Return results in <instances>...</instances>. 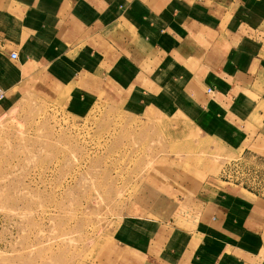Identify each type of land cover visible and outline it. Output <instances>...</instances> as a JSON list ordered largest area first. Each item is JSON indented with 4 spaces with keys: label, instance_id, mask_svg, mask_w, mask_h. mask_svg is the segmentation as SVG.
Returning a JSON list of instances; mask_svg holds the SVG:
<instances>
[{
    "label": "crops",
    "instance_id": "0c3cea01",
    "mask_svg": "<svg viewBox=\"0 0 264 264\" xmlns=\"http://www.w3.org/2000/svg\"><path fill=\"white\" fill-rule=\"evenodd\" d=\"M39 65L189 123L264 177V0H0V118ZM176 176H145L94 264H264V186Z\"/></svg>",
    "mask_w": 264,
    "mask_h": 264
},
{
    "label": "rangeland",
    "instance_id": "374dc122",
    "mask_svg": "<svg viewBox=\"0 0 264 264\" xmlns=\"http://www.w3.org/2000/svg\"><path fill=\"white\" fill-rule=\"evenodd\" d=\"M39 66L0 118V264H94L156 169L264 186L257 163L191 124L144 113L87 75L61 86L53 66Z\"/></svg>",
    "mask_w": 264,
    "mask_h": 264
},
{
    "label": "built area",
    "instance_id": "2783aa9c",
    "mask_svg": "<svg viewBox=\"0 0 264 264\" xmlns=\"http://www.w3.org/2000/svg\"><path fill=\"white\" fill-rule=\"evenodd\" d=\"M10 56L12 57V58H16L17 57V52L16 51H11V53H10ZM208 91H211V89H208ZM3 95V90L0 88V97ZM224 172H226V171H224ZM223 176V175H222ZM225 176V175H224Z\"/></svg>",
    "mask_w": 264,
    "mask_h": 264
}]
</instances>
